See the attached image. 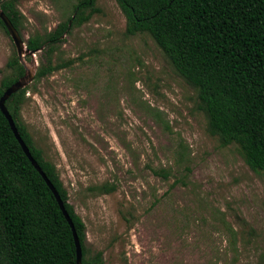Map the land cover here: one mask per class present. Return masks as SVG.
Returning a JSON list of instances; mask_svg holds the SVG:
<instances>
[{"label": "rangeland", "instance_id": "1", "mask_svg": "<svg viewBox=\"0 0 264 264\" xmlns=\"http://www.w3.org/2000/svg\"><path fill=\"white\" fill-rule=\"evenodd\" d=\"M73 4H17L25 76L47 59V47L30 53L27 41L67 21ZM96 7L56 45L53 65L71 64L27 79L20 117L85 225L88 257L100 252L102 264H264V172L249 168L238 145L221 146L207 132L196 92L149 35H126L114 0ZM15 56L0 26V81ZM103 184L114 192L98 193Z\"/></svg>", "mask_w": 264, "mask_h": 264}, {"label": "trees", "instance_id": "2", "mask_svg": "<svg viewBox=\"0 0 264 264\" xmlns=\"http://www.w3.org/2000/svg\"><path fill=\"white\" fill-rule=\"evenodd\" d=\"M20 1L0 0V10L17 32L23 18L17 9ZM114 1L125 17L126 35H149L176 73L196 92V108L205 117L207 132L217 137L221 146L238 145L249 168L264 172V0ZM96 2L75 0L67 21L44 38L27 41L30 53L47 47L46 62L37 69L34 80L71 64L53 65L56 45L70 28L83 25L98 13ZM0 26L7 32L1 20ZM7 68L10 74L0 81V99L26 73L17 56ZM26 93L25 87L12 94L5 107L73 223L81 246V264H102L100 252L88 257L85 225L69 203L55 166L46 160L21 122ZM153 173L162 179L169 177L166 171ZM96 190L109 194L115 187L103 184ZM75 263L71 228L0 111V264Z\"/></svg>", "mask_w": 264, "mask_h": 264}, {"label": "water", "instance_id": "3", "mask_svg": "<svg viewBox=\"0 0 264 264\" xmlns=\"http://www.w3.org/2000/svg\"><path fill=\"white\" fill-rule=\"evenodd\" d=\"M0 20L3 22L7 32L9 33L15 47L17 50V55L18 58L21 60L22 58V54L24 51V43L23 41L20 39L17 31L15 30V28L12 26V24L10 23V21L8 20V18L5 16V14L0 10ZM69 27L71 25V23L68 24ZM32 75L28 73L27 76H25L24 78L20 79L19 81H17L16 83H14L11 87H9L8 89L5 90L3 96L0 99V111L3 114V116L5 117V119L7 120L10 130L12 131L16 141L18 142L19 146L21 147L23 153L25 154V156L27 157V159L29 160V162L31 163V165L34 167V169L38 172V174L42 177V179L44 180V182L46 183V185L48 186V188L50 189V191L52 192L54 198L56 199L58 206L65 218V220L67 221L68 225L71 228L72 231V235H73V239H74V244H75V248H76V263L75 264H81V259H82V252H81V246L76 234V231L74 229L73 223L71 221V219L69 218L67 212L65 211L64 207H63V203L60 200V197L58 195V193L56 192L54 186L50 183V181L47 179V177L45 176V174L43 173V171L41 170V168L39 167V165L36 163V161L33 159V157L30 154V151L28 149V147L25 145V143L23 142V140L21 139L15 123L12 119V117L10 116L9 112L7 111L6 107H5V101L14 93L18 92L19 90L23 89L26 85V81L31 80L32 79Z\"/></svg>", "mask_w": 264, "mask_h": 264}]
</instances>
